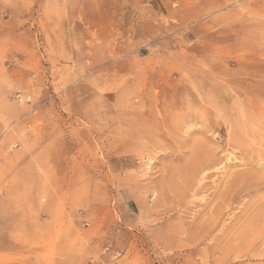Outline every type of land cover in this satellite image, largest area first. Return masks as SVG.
I'll use <instances>...</instances> for the list:
<instances>
[{"label": "rangeland", "instance_id": "obj_1", "mask_svg": "<svg viewBox=\"0 0 264 264\" xmlns=\"http://www.w3.org/2000/svg\"><path fill=\"white\" fill-rule=\"evenodd\" d=\"M263 178L264 0H0V264H264Z\"/></svg>", "mask_w": 264, "mask_h": 264}, {"label": "bare ground", "instance_id": "obj_2", "mask_svg": "<svg viewBox=\"0 0 264 264\" xmlns=\"http://www.w3.org/2000/svg\"><path fill=\"white\" fill-rule=\"evenodd\" d=\"M183 138H185V137H183ZM179 146H181V145H179ZM154 149H156V148H154ZM212 150H214V149H212ZM199 151H200V149H199ZM199 151L197 153H199ZM213 152H215V150ZM213 152L204 151L202 154L200 153V155L197 156V158H194V160H192L191 163L189 162L188 167H187L188 170L185 171L186 173H184V177H183V186L182 187L184 188V190H188V189L195 188V187H196V191H202L205 189H209V183L207 180L212 177L211 175L208 174L209 168L212 166L217 167L218 165L226 166L225 159H227V158H225V159L222 158V156H216V154ZM163 171L164 170H162L161 172H163ZM251 173H254V172L252 171ZM259 174L257 176H259ZM256 181H257V179L255 178V183H256ZM212 182L222 183L223 188L215 193V197L220 199V202L212 209L211 214H210L211 217L205 219L203 222V225L201 226L202 228L204 227V231H206V232L212 231V228L217 224L219 219H222L224 217L223 215H222L223 217L221 216V213L224 210V207L226 206V204H228V203L230 204L229 199L233 198L237 193L240 194L242 191L246 190L248 187H251V183L253 181L247 172H232V173L227 174V176L224 178L216 177L214 180H212ZM213 196H214V194H213ZM255 211L256 210H254V212L252 214L253 217H255ZM256 212H257L256 218L259 216L258 218L260 219L261 223L264 224V209L261 208V209L257 210ZM224 214H225V212H224ZM220 216L222 218H220ZM218 227H219V225H218Z\"/></svg>", "mask_w": 264, "mask_h": 264}]
</instances>
